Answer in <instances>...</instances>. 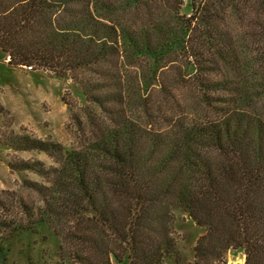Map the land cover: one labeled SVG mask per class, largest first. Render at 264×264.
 <instances>
[{"label":"trees","instance_id":"16d2710c","mask_svg":"<svg viewBox=\"0 0 264 264\" xmlns=\"http://www.w3.org/2000/svg\"><path fill=\"white\" fill-rule=\"evenodd\" d=\"M184 1L0 0L9 65L70 77L85 100L74 147L21 138L57 165L9 163L43 178L26 181L43 204L0 216V240L47 223L62 262L223 264L240 249L264 264V0ZM173 208L205 229L193 262Z\"/></svg>","mask_w":264,"mask_h":264},{"label":"rangeland","instance_id":"374dc122","mask_svg":"<svg viewBox=\"0 0 264 264\" xmlns=\"http://www.w3.org/2000/svg\"><path fill=\"white\" fill-rule=\"evenodd\" d=\"M181 11L191 13L190 0L184 1ZM8 60L0 51V216L19 219L25 217V204L32 208L43 204L41 196L26 181L45 182L35 171L12 169L9 163L40 162L46 167L57 163L46 152L19 148L18 143L26 136L59 142L68 149L74 147L76 125L71 120V109L77 110L85 100L81 88L70 77L12 66ZM172 211L177 246L184 260L193 262L195 245L205 229L196 225L185 210ZM37 228V232L20 230L11 240H0V264H87L72 256L62 262L60 236L47 223L38 224ZM73 245L69 246L71 250L77 246ZM225 259L223 264H244L245 254L240 249H230ZM174 262L167 259L165 263Z\"/></svg>","mask_w":264,"mask_h":264},{"label":"water","instance_id":"95a60500","mask_svg":"<svg viewBox=\"0 0 264 264\" xmlns=\"http://www.w3.org/2000/svg\"><path fill=\"white\" fill-rule=\"evenodd\" d=\"M239 264V263H238Z\"/></svg>","mask_w":264,"mask_h":264}]
</instances>
